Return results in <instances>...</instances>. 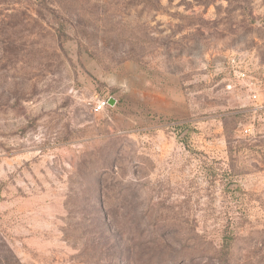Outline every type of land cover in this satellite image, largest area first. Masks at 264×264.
<instances>
[{"label":"rangeland","instance_id":"rangeland-1","mask_svg":"<svg viewBox=\"0 0 264 264\" xmlns=\"http://www.w3.org/2000/svg\"><path fill=\"white\" fill-rule=\"evenodd\" d=\"M0 264H264V0H0Z\"/></svg>","mask_w":264,"mask_h":264},{"label":"built area","instance_id":"built-area-1","mask_svg":"<svg viewBox=\"0 0 264 264\" xmlns=\"http://www.w3.org/2000/svg\"><path fill=\"white\" fill-rule=\"evenodd\" d=\"M231 61L234 62L233 59H231ZM103 105H104V104H103L102 102H97V103H95V104H94V111H100V110H102Z\"/></svg>","mask_w":264,"mask_h":264},{"label":"water","instance_id":"water-1","mask_svg":"<svg viewBox=\"0 0 264 264\" xmlns=\"http://www.w3.org/2000/svg\"><path fill=\"white\" fill-rule=\"evenodd\" d=\"M111 103V102H110Z\"/></svg>","mask_w":264,"mask_h":264}]
</instances>
